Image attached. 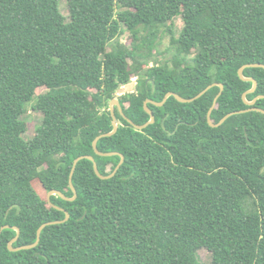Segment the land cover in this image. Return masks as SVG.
Here are the masks:
<instances>
[{
  "label": "trees",
  "instance_id": "16d2710c",
  "mask_svg": "<svg viewBox=\"0 0 264 264\" xmlns=\"http://www.w3.org/2000/svg\"><path fill=\"white\" fill-rule=\"evenodd\" d=\"M0 0V264H264V113L229 116L218 127L207 112L220 87L192 102L169 96L147 103L155 122L135 129L115 106L118 129L98 140L103 152L124 162L101 179L119 155H97L94 138L112 130L109 103L118 99L134 123L150 115L146 99L173 91L193 97L217 82L224 88L213 122L249 107L242 94L253 85L238 76L246 63L264 65V0ZM179 16L182 27L173 30ZM129 32V45L121 41ZM169 34L159 59L157 35ZM159 39V38H158ZM151 64V65H150ZM256 80L247 93L264 95V67L243 70ZM137 76L134 90H117ZM45 87L44 92L36 90ZM40 111L34 134L27 106ZM12 251L8 241L20 229Z\"/></svg>",
  "mask_w": 264,
  "mask_h": 264
},
{
  "label": "water",
  "instance_id": "95a60500",
  "mask_svg": "<svg viewBox=\"0 0 264 264\" xmlns=\"http://www.w3.org/2000/svg\"><path fill=\"white\" fill-rule=\"evenodd\" d=\"M251 66H261V67H264V65L262 63H246V64H243L242 66L239 67L238 69V76L243 79V80H251L253 82V85L250 89L246 90L243 94H242V98H243V101L244 103H246L247 105H254L256 100L259 99V98H263L264 95H258L256 96L253 100L251 101H248L246 99V95L247 93L249 92H252L255 88H256V85H257V82L255 79L253 78H249V77H245L243 75V70L244 68L246 67H251ZM215 85H218L220 87L218 93L215 95L214 99H213V103L212 105L210 106L208 112H207V122L209 123L210 126L212 127H218L219 125H221L229 116L233 115V114H238V113H243V112H247V111H250V110H253V109H256V110H259L261 112L264 113V109H261V108H258V107H249V108H245V109H241V110H235V111H230L228 113H226L218 122H213L212 119H211V112L213 110V108L215 107L216 103H217V98L221 95L222 91H223V84L222 83H217V82H213L209 85H207L203 90H201L199 93H197L196 95H194L193 97H182L181 95H179L178 93H175L173 91H168L167 93H165L162 101L160 102H155L151 99H146L143 103V106H144V109L145 111L150 115L149 119L142 123V124H137V123H134L131 119H129L122 111V108H121V105L118 101V99L116 98H113L110 103H109V106H110V112H111V116H112V130L109 131V132H105V133H102L98 136H96L94 138V140L92 141V147H93V150L94 152L97 154V155H101V156H112V155H119L120 156V160L118 161V163L116 164V166L114 167V169L109 173V174H101L99 172V169H98V166H97V163L96 161L94 160V157L93 155L91 154H85V155H80L78 157H76L74 160H73V163H72V167H71V170H70V173H69V178H68V182H69V186L70 188L72 189V192H73V196L72 197H68L66 195H64L60 190H57V189H51V190H48L47 191V201L49 202L50 205L58 208V209H62L61 207L53 204L51 202V196L52 195H58L64 199H67V200H73L76 198L77 196V192H76V189L74 188L73 186V183H72V176H73V173L75 171V168H76V164L78 163L79 160L83 159V158H86V159H89L93 162V170L94 172L96 173V175L98 177H100L101 179H107V178H110L112 177L116 171L118 170V168L120 167V165L124 162V156L122 153L120 152H117V151H107V152H103L101 150H99L97 148V142L100 138L102 137H105V136H111L113 135L117 129H118V120H117V117L115 115V109L114 107L116 106L117 109L119 110V112L121 113V115L123 116L124 119H126L135 129H138V130H142L144 129L146 126H148L149 124H152L155 122V116L152 112L151 109L148 108L147 106V103L149 102H152L156 105H162L169 96H174L179 102H182V103H186V102H192L193 100L199 98L201 95H203L208 89H210L211 87L215 86ZM69 218V213L67 211H65V217L64 219L62 220H52V221H48V222H44L42 223L38 228H37V231H36V240L31 243V244H26V245H20V246H16V247H13L12 244L18 239L19 237V234H20V229L18 227H14L16 229V235L10 239L8 241V248L9 250H12V251H18V250H22V249H29V248H32V247H35L39 240H40V234H41V231L42 229L46 226V225H49V224H56V223H60V222H63V221H66L67 219ZM9 225H3L0 227V233L1 231L4 229V228H8Z\"/></svg>",
  "mask_w": 264,
  "mask_h": 264
},
{
  "label": "rangeland",
  "instance_id": "374dc122",
  "mask_svg": "<svg viewBox=\"0 0 264 264\" xmlns=\"http://www.w3.org/2000/svg\"><path fill=\"white\" fill-rule=\"evenodd\" d=\"M59 8L63 15L65 16L68 15V8H67L66 0L60 1ZM181 27H182L181 18L177 16L174 18V24H173V30L175 31L176 34L179 33ZM157 40H159L158 48L160 50H163L169 42V34L166 32H161L159 33V35H157ZM121 41L129 45L130 37H129L128 31H125L123 33V35L121 36ZM169 57H170V54L168 52H164L163 50V54L159 56V59L163 61V60L168 59ZM135 84H136V81H130L126 85H124V87H120L116 92V97H118L119 95H122L123 93H127V92L134 90ZM45 90H46L45 87H40L36 90V94L44 92ZM41 118H42V114L40 111L32 109L30 105L27 106V112L24 115V119L27 125V130L23 135L24 138H29L34 134L36 126L41 122ZM33 186L35 190L38 192V194L45 200L47 192L44 190V188L41 187L39 182H33ZM198 255L203 264L211 263V254L206 248H200L198 250Z\"/></svg>",
  "mask_w": 264,
  "mask_h": 264
},
{
  "label": "built area",
  "instance_id": "2783aa9c",
  "mask_svg": "<svg viewBox=\"0 0 264 264\" xmlns=\"http://www.w3.org/2000/svg\"><path fill=\"white\" fill-rule=\"evenodd\" d=\"M136 80H137V76L131 77V81H136ZM121 87H124V85H122Z\"/></svg>",
  "mask_w": 264,
  "mask_h": 264
}]
</instances>
